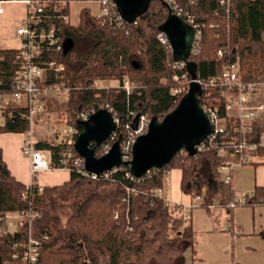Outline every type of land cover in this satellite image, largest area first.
Returning <instances> with one entry per match:
<instances>
[{
    "label": "trees",
    "instance_id": "1",
    "mask_svg": "<svg viewBox=\"0 0 264 264\" xmlns=\"http://www.w3.org/2000/svg\"><path fill=\"white\" fill-rule=\"evenodd\" d=\"M177 2L193 12L199 23L207 24L200 53L188 59L195 65L198 78L209 79L221 72L223 63L217 53L229 46L233 54L228 62L239 54L244 81L264 80V0H230L225 4L221 0ZM168 14L156 0L151 2L147 13L137 19L136 25L131 23L126 29L103 23L89 9L82 10L77 27L53 22L60 27L62 40L72 38L75 47L67 55L63 50L45 53L47 60L63 64L65 70L58 78L52 72L43 84L50 86L60 81L69 84L71 117L74 112L97 102L109 103L122 119V134H125L124 126L141 115L163 120L180 102L170 92L171 83H162L163 78L171 80L173 73L169 63L173 61V54L158 41L159 27ZM211 24L215 27L210 28ZM77 37L88 38L93 45L80 51L76 49ZM17 54L16 50L0 49V57L4 58L0 60V81L14 77L18 69ZM125 78L133 86L130 94L122 86ZM107 80H120L121 85L96 87L98 81ZM224 100L219 90H204L200 95L201 105H217L222 115L226 114ZM77 126L83 132L84 127ZM30 129L28 120L12 117L0 127V133H26ZM262 133L264 119L255 122L249 138L256 140ZM35 147L51 151L54 167L62 165L60 146L39 141ZM219 148L193 157L182 149L165 168L152 169L133 181L127 177V173H131L129 167L124 166L112 177L99 180L73 170L68 181L46 186L44 192L38 194L34 178L32 204L39 213L33 226L34 234L38 238L48 236L41 250V264H194L188 262L187 254H196V232L191 221L182 220V205L169 203L163 189L168 174L180 170L184 194L194 199L202 195V207L214 200L221 201L218 202L220 207H228L235 199L219 170L223 164ZM259 154L264 151H258ZM28 189L30 186L11 174L0 150V212L27 210L30 200H23V194ZM157 190L161 191V196L155 194ZM254 192L252 198L246 197L245 205H264V186H256ZM228 201L230 203L225 204ZM116 213L118 219H115ZM23 229L15 234L0 233V264L11 260L14 246L24 240Z\"/></svg>",
    "mask_w": 264,
    "mask_h": 264
},
{
    "label": "built area",
    "instance_id": "2",
    "mask_svg": "<svg viewBox=\"0 0 264 264\" xmlns=\"http://www.w3.org/2000/svg\"><path fill=\"white\" fill-rule=\"evenodd\" d=\"M1 1V0H0ZM2 1H22L27 5V15L20 23L16 35L19 37L21 46L18 49L16 63L18 69L13 78L0 81V127L4 126L9 118L21 117L28 120L31 124L30 131L26 132L27 136L22 148L23 153L31 161V173L33 179H37L38 175L43 171H53L66 169L68 171H76L78 174L92 178L94 180L108 179L123 166L113 168L112 170L101 174L90 172L86 169L84 158L78 154L75 144L79 135L82 133L77 124L88 121L90 117L101 109H106L115 122V130L101 143L91 142V148L96 158L107 155L116 142L120 143L122 160L128 162L133 156V146L136 139L147 133L151 118L147 115L136 117L134 121L128 122L124 126L125 134H122V119L116 110L107 102H97L89 105L83 110L74 112L71 117L69 111L65 112L63 124L65 127L62 131V140L53 143L61 147L60 167H54L51 163V151L37 149L33 140V126L37 119L43 116L49 108V101L46 94H55L57 98L67 103L70 98L71 87L66 81H60L53 85L46 86L43 84L47 81L48 76L53 72L59 75L65 70L63 64L56 61L46 59V54L53 51L63 50V42L61 29L53 22H64L72 25L71 22V4L75 1L71 0H2ZM172 12L181 17L194 31V41L191 51L192 54H199L204 40V29L207 24L197 21L196 15L188 9L180 6L177 0H165ZM87 2L95 3L98 7V14L95 16L103 23L109 22L113 28L126 29L131 23L127 22L118 12L117 6L113 0H87ZM230 2V0H221L222 4ZM194 5V2L189 1ZM2 11V9H0ZM137 24V20L133 22ZM210 28L215 25L211 24ZM159 43L172 53V49L167 36L160 32L158 34ZM218 60L222 61L221 72L215 77L209 79H200L198 82L202 87V92L219 90L225 98L224 106L226 114H221V108L213 104L205 103L202 105L204 111L210 119L212 131L209 136L196 147L197 154L210 151L213 148H219V156L223 158V164L220 166V172H224L222 177L224 183H232L233 168L237 165H246L255 162L254 158L258 151H264V133L256 140H251L249 135L253 134V125L255 122L264 119V80L244 81L241 75V62L239 54H236L234 61L228 62L232 54L230 47L218 50ZM190 55V56H191ZM0 57V60H3ZM227 60V61H226ZM173 69L172 80L181 83L179 88H171L170 92L175 96L176 101L181 100L185 93L189 90L191 77L186 69V62H169ZM123 89L130 94L132 92V84L128 78H125ZM211 95L208 94L209 97ZM67 113V114H66ZM135 116V114H133ZM119 136L122 140L119 141ZM76 151V152H75ZM195 155V156H196ZM227 172V173H226ZM130 180H135L131 173H127ZM29 187V186H28ZM44 186L38 185V194L44 192ZM156 195L161 196V191H155ZM35 193L28 189L23 194V200H30V207L24 211H16L18 218L12 224L15 234L24 230V240L18 242L14 246L15 252L11 260L6 264H41V250L43 243L48 239L44 235L38 238L34 234V223L39 213L33 209V198ZM194 200L200 201L202 206L204 197L198 195ZM247 200V199H246ZM167 201L172 203L171 200ZM246 202V201H245ZM175 203V202H173ZM182 205V220L189 222L191 219L192 205L177 203ZM238 204L236 199L231 202L228 207ZM208 209L212 206L220 207L218 202L208 204ZM203 206V207H207ZM13 214L0 212V220ZM119 215L115 214V219ZM235 235L238 231H233Z\"/></svg>",
    "mask_w": 264,
    "mask_h": 264
},
{
    "label": "water",
    "instance_id": "3",
    "mask_svg": "<svg viewBox=\"0 0 264 264\" xmlns=\"http://www.w3.org/2000/svg\"><path fill=\"white\" fill-rule=\"evenodd\" d=\"M120 15L129 23L143 17L156 0H113ZM168 10L166 21L159 27L170 43L173 60L186 62L191 77L188 92L177 107L163 120L151 119L146 134L138 137L133 146V156L123 162L120 143L116 142L112 150L101 158L94 156L91 142L101 143L115 130L113 116L101 109L88 121L81 122L84 127L75 144V149L85 160L86 169L101 174L117 167H129L135 178H141L152 169L165 168L176 153L185 149L190 156L197 153L200 145L211 133L210 119L204 111L200 95L201 85L196 82V67L188 61L194 41L195 31L181 17L174 14L165 0H159ZM75 47V42L68 37L63 42V53L67 55ZM84 264H89L88 262Z\"/></svg>",
    "mask_w": 264,
    "mask_h": 264
},
{
    "label": "crops",
    "instance_id": "4",
    "mask_svg": "<svg viewBox=\"0 0 264 264\" xmlns=\"http://www.w3.org/2000/svg\"><path fill=\"white\" fill-rule=\"evenodd\" d=\"M0 9H2V11H0V49L3 51H10V50L18 51V49L21 46V42L19 40V37H17L16 35V31L22 20L27 15V5L22 1L12 2V1L1 0ZM72 17L73 15L71 10V22H72ZM72 25L76 26L73 24V22ZM107 81H112V80H107ZM110 87H118V85L105 86L102 88H110ZM26 136H27L26 133H12V132L0 133V150L3 153L4 161L6 162L11 174L19 182L23 183L26 186H30L32 185L33 182V176L31 173V161L22 151ZM256 157L264 158V154H259ZM250 164L256 165L257 163L253 162ZM70 174H71L70 171L66 169L43 171L38 175L36 182L38 183V185L44 187L57 186L68 181L70 179ZM181 179H182V172L180 170H172L170 174H168V176L166 177L163 194L172 202L192 205L193 208L194 198L182 192ZM232 179H233V175H232ZM256 186H264V184H259V185L256 184L255 187ZM231 190L234 194L233 187L231 188ZM254 190L252 192V196L255 193ZM234 199H236L235 194H234ZM207 210L208 212H210L209 209ZM217 210L219 209L214 210L215 212L213 211L210 213H206L208 218L203 213L206 211L201 210V213H199L198 216H200L203 222H205L204 225L206 228L200 231L198 230L199 229L198 226L194 224L196 222H194V215H193L194 212L192 211V217L190 219L192 227L194 226L193 228L194 230L196 229V231L198 230L199 232H205V236L198 245V248L196 249V254L194 255L195 258L194 264H226V262L230 259V257L228 256V253L225 251V249L223 250L220 241H228L229 243L232 244L233 249H235L237 245H241L244 249H249L250 242L249 243L247 242L248 239L252 240V244L255 246V248L250 249V254L254 250L253 256L255 260L254 261L251 260L250 262L249 261L244 262L241 260L242 258L241 257L239 258V262H238V259L236 257V252L233 251V259L235 263L264 264V223H261L259 227H256V223H254L253 226L250 227L253 228L250 231H246V232L242 231L240 225H237L239 228L238 230L239 233L235 235L230 230H225L224 228H220L219 230L217 229L218 225L214 223V221L218 220V218L215 216ZM209 215H212L213 219ZM205 218L207 219L205 220ZM207 222L211 223L210 227H208ZM226 232H231V235L233 234V236H235V238L237 239L236 240L233 239L232 241V238ZM217 238L219 239V241H217Z\"/></svg>",
    "mask_w": 264,
    "mask_h": 264
},
{
    "label": "rangeland",
    "instance_id": "5",
    "mask_svg": "<svg viewBox=\"0 0 264 264\" xmlns=\"http://www.w3.org/2000/svg\"><path fill=\"white\" fill-rule=\"evenodd\" d=\"M157 6H159V3L157 4ZM84 9L91 10V14L95 16L99 12L98 7L95 3H91L87 1H75L74 3L71 4V10H72V15H73L72 22L74 25H76V27L80 23L81 12ZM75 41H76V49L80 51L83 50L82 48L85 46L90 48L93 45V41L88 38H78L77 37L75 38ZM125 76H128V75H125ZM162 83L163 84L171 83V86H170L171 88H179L182 86V84H184V81H182L181 83L179 82L177 83V82H174L172 78L171 80H169L168 78H163ZM115 85L120 86L121 81L120 80L98 81L96 83V87L98 88H102L105 86H115ZM46 98L49 101V108L43 116L37 119L35 125L33 126V140L35 142L43 141L47 143H57L62 140V131H63V128L65 127V125L63 124L64 122L63 116L65 115L64 114L65 112L69 111V101L67 103H64L62 100L57 98L55 94H52V93L46 94ZM254 161L255 163H257L256 165L255 164L237 165L233 168L232 186L230 184L227 186V188L228 190L231 191V188L233 187V191L236 196V201L238 202V204H235L233 207L212 206L211 208H209L210 212H213L214 210L219 209L217 210V213L215 214L218 220L214 221V223L218 225V228H217L218 230L220 228H224L225 230H230L231 232H233L234 230L238 231L239 228L237 225H240L242 231L246 232V231H250L253 228V227L252 228L250 227L253 226L254 223H256V227H259L261 223H264V205L249 206V205L244 204L246 201V197L248 199L252 198V192L255 188V185L264 184V158L255 157ZM224 174L225 173L222 172V176H224ZM214 201L221 202L220 200H214ZM228 203L230 202L228 201L225 204H228ZM201 210L206 211V212H203L206 215V217H207L206 213H210L208 212L207 208L201 206L200 201L194 200L193 208L191 209L190 216L192 217V211H193L194 212L193 214L194 222H196L194 224L198 226L199 231L204 230L206 228L204 225L205 222H203L201 217L198 216L199 213H201ZM209 216L213 219L212 215H209ZM17 218H18V214L13 213V214H9L7 219L6 218L1 219L0 220V233L5 234L7 232H10L11 230L14 231L12 228V224L14 223V221L17 220ZM207 218H205V220ZM207 223H208V227H210L211 223L210 222H207ZM181 229H183V227ZM198 230L196 231L195 229V232L197 234L196 235V238H197L196 249L198 248V245L200 244L203 237L205 236V232H199ZM231 232H226V233L230 235V237L232 238V241L233 239L236 240L237 238L233 236L234 233L231 235ZM217 241H219L218 238H217ZM220 242L222 244L223 250L225 249V251L228 253V256L230 257V259L226 262V264H239V263H235L233 259V251L236 252V257L238 259V262H239V258L241 257H242L241 260L244 262H247V261L250 262L251 260L253 261L255 260L253 256L254 250L250 254V249L255 248V246L252 244V240L248 239L247 241L248 243L250 242L249 249H244L241 245H237L235 249H233L232 244L229 243L228 241H220ZM193 255L191 252H188L187 254L188 262L195 263V259L193 260L194 258Z\"/></svg>",
    "mask_w": 264,
    "mask_h": 264
},
{
    "label": "bare ground",
    "instance_id": "6",
    "mask_svg": "<svg viewBox=\"0 0 264 264\" xmlns=\"http://www.w3.org/2000/svg\"><path fill=\"white\" fill-rule=\"evenodd\" d=\"M260 164H262V163H260ZM197 235V234H196ZM229 235V234H228Z\"/></svg>",
    "mask_w": 264,
    "mask_h": 264
}]
</instances>
